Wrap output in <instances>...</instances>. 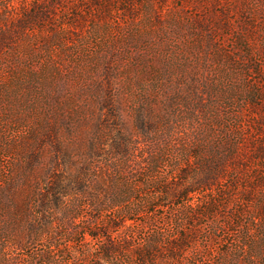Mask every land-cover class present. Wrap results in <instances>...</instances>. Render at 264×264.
I'll return each instance as SVG.
<instances>
[{
  "label": "rangeland",
  "instance_id": "rangeland-1",
  "mask_svg": "<svg viewBox=\"0 0 264 264\" xmlns=\"http://www.w3.org/2000/svg\"><path fill=\"white\" fill-rule=\"evenodd\" d=\"M5 25L0 264H103L106 227L111 264H264V0H0Z\"/></svg>",
  "mask_w": 264,
  "mask_h": 264
},
{
  "label": "trees",
  "instance_id": "trees-1",
  "mask_svg": "<svg viewBox=\"0 0 264 264\" xmlns=\"http://www.w3.org/2000/svg\"><path fill=\"white\" fill-rule=\"evenodd\" d=\"M44 10L37 9L36 13L32 12V9H29L26 11L23 15V18L20 20V29L21 31H29L31 29H35L36 27H39L40 22H43L46 20ZM16 27V26H15ZM15 27L7 26L5 25L3 29H0V53L7 48L9 45V42L13 40ZM18 29V27H16ZM224 169V167H223ZM221 181V177H207L206 179H203L201 181L197 182V189L190 190L186 194L180 193L181 187H175L173 191L169 192V190L166 192L167 195H174V196H182L183 198H187L189 193H196L201 187L206 188L207 190H213L215 186L219 185ZM50 194H57L60 193L56 188L53 186H50L49 189ZM64 193H67V190L64 189ZM180 193V194H179ZM90 236L91 240H103L106 242H110V245H107L104 248V252L102 257L100 259L102 260L103 264H111L109 262L108 258L115 255L117 252H120L121 249L118 248L114 242H112L113 234L111 232V228H104L103 230H100V232H94V231H88L87 233ZM153 246L149 245H141L140 248L137 250V260L138 264H149V261L157 260L155 250L152 248ZM112 258V257H111Z\"/></svg>",
  "mask_w": 264,
  "mask_h": 264
}]
</instances>
